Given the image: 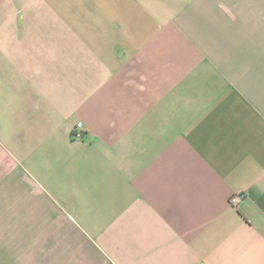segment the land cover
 I'll return each instance as SVG.
<instances>
[{
    "label": "crops",
    "instance_id": "crops-1",
    "mask_svg": "<svg viewBox=\"0 0 264 264\" xmlns=\"http://www.w3.org/2000/svg\"><path fill=\"white\" fill-rule=\"evenodd\" d=\"M0 264H264V0H0Z\"/></svg>",
    "mask_w": 264,
    "mask_h": 264
},
{
    "label": "built area",
    "instance_id": "built-area-1",
    "mask_svg": "<svg viewBox=\"0 0 264 264\" xmlns=\"http://www.w3.org/2000/svg\"><path fill=\"white\" fill-rule=\"evenodd\" d=\"M81 129H82V124L81 123H78L75 127V130L73 131L72 133V136L75 137V138H80L81 137ZM238 197L236 196H233L231 199H230V204L233 205V206H236L237 203H238Z\"/></svg>",
    "mask_w": 264,
    "mask_h": 264
}]
</instances>
